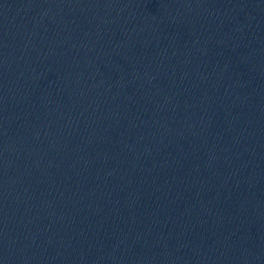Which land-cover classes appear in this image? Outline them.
Instances as JSON below:
<instances>
[{
	"label": "water",
	"instance_id": "1",
	"mask_svg": "<svg viewBox=\"0 0 264 264\" xmlns=\"http://www.w3.org/2000/svg\"><path fill=\"white\" fill-rule=\"evenodd\" d=\"M0 264H264V0H0Z\"/></svg>",
	"mask_w": 264,
	"mask_h": 264
}]
</instances>
